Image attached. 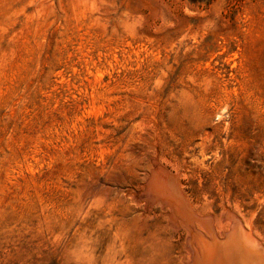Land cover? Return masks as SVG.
Returning <instances> with one entry per match:
<instances>
[{"label":"rangeland","instance_id":"374dc122","mask_svg":"<svg viewBox=\"0 0 264 264\" xmlns=\"http://www.w3.org/2000/svg\"><path fill=\"white\" fill-rule=\"evenodd\" d=\"M229 216L264 245V0H0V264H191Z\"/></svg>","mask_w":264,"mask_h":264},{"label":"bare ground","instance_id":"6f19581e","mask_svg":"<svg viewBox=\"0 0 264 264\" xmlns=\"http://www.w3.org/2000/svg\"><path fill=\"white\" fill-rule=\"evenodd\" d=\"M170 182H172V180H170ZM151 184L152 185L150 186L153 188L152 192L154 191L156 193L157 191L156 194L159 195L160 193V195L162 194V197H176V199L172 197L170 198L174 202L177 201L178 208L184 212V214H182V211L180 212L178 209L179 213L184 216L189 215L188 207L185 206L184 201L179 199L180 194L176 192L177 189H173L174 192H176V195L174 193H169V191L168 194L165 192L167 191L165 190L167 187L164 185L163 193H161L162 183L156 181L155 177ZM193 213L190 215H193ZM189 216L187 217L189 218ZM193 217L195 216L193 215ZM228 218L231 221L229 225H227L228 228L224 233L221 231L222 227L215 228L214 230L216 224L214 225V220L212 221L210 218H202L203 221L201 220V223H203L208 230L207 234H202L199 223L195 229H191V237L193 239L191 241L193 243L192 246H194V251L192 252L191 257L192 259L190 260L191 264H264V245L260 242L261 239L259 240L253 233L250 224L247 222L244 224L241 220L232 216H229Z\"/></svg>","mask_w":264,"mask_h":264}]
</instances>
